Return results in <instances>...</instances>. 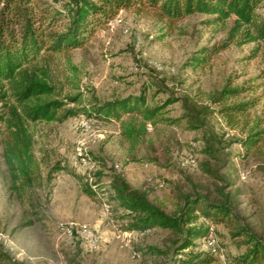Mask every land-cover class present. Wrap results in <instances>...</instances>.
I'll list each match as a JSON object with an SVG mask.
<instances>
[{"label": "rangeland", "instance_id": "1", "mask_svg": "<svg viewBox=\"0 0 264 264\" xmlns=\"http://www.w3.org/2000/svg\"><path fill=\"white\" fill-rule=\"evenodd\" d=\"M39 1L60 8L64 0ZM211 18L196 14L169 24L152 13L119 11L83 49L70 53L83 104L138 95L148 86L149 96L157 92L153 103L177 100L166 108V116L180 118V126L148 125L132 151L115 122L80 115L62 123L30 124L33 153L41 167V181L33 191L37 211L17 201L8 189L1 146L4 135H0V250L10 261L177 264V244L168 231H126L129 220L116 219L126 212L106 198L118 180L130 194L144 197L166 213L171 211L167 196L190 194L222 202L220 194L227 195L242 223L264 240V142L261 154L245 156L237 143L240 134L224 124L209 99L227 84L259 83L251 80L264 73V40L240 45L238 39L228 41L232 19L220 24ZM225 43L227 47L205 66L188 65L201 48ZM49 67L59 99L77 93L65 79L71 72L63 58ZM254 95L264 101L263 88ZM244 98L250 95L238 100ZM188 120L198 127L189 129ZM77 148H82L85 162L77 157ZM56 163L82 183L93 182L100 172L102 197L84 195L80 183L65 171L48 183L46 174ZM83 225L97 231V250H89L77 237L76 230ZM212 229L217 256L213 264L228 263L245 251L243 239L233 237L226 227Z\"/></svg>", "mask_w": 264, "mask_h": 264}, {"label": "trees", "instance_id": "2", "mask_svg": "<svg viewBox=\"0 0 264 264\" xmlns=\"http://www.w3.org/2000/svg\"><path fill=\"white\" fill-rule=\"evenodd\" d=\"M119 11L152 13L169 24L196 14L210 16V21L220 24L232 19L228 41L235 38L240 45L264 40V0H64L60 8L39 0H0L2 159L10 193L20 203H27L32 211L39 208L33 191L41 181V167L33 153L30 124L62 123L80 115L115 122L119 125L120 136L132 151L137 150L148 125L180 126V118L166 116V108L177 100L169 98L153 103L157 92L149 96L148 86L138 95L83 104L70 53L83 49L95 32L105 27ZM226 47V43L203 47L188 65L194 69L205 66ZM57 58L65 60L71 72L65 79L77 92L65 96L64 100L59 99L58 89L50 76V63ZM257 77L251 81L259 83L227 84L209 96L211 104L218 107L217 114L224 124L240 134L237 143L245 156L261 154L264 142V101L254 95L264 89V73ZM246 95L250 98L238 100ZM71 103L77 107L68 108ZM188 125L192 130L198 127L193 120H188ZM131 161L136 160L131 158ZM61 171L80 183L84 195L102 197L100 172L93 176V182L82 183L79 176L56 163L47 172L46 181L49 183ZM111 189L113 192L106 201L126 212L116 218L129 220L124 229L168 231L177 244L175 256L180 257L177 264L215 263L216 252L203 250L201 242L217 225L226 227L233 237L242 238L246 246L242 254L231 257L224 264H264V240L242 223L227 195L220 194L222 202L190 194L167 196L165 201L171 211L166 213L144 197L130 194L122 180L112 184ZM0 264L18 263L10 261L0 250Z\"/></svg>", "mask_w": 264, "mask_h": 264}, {"label": "built area", "instance_id": "3", "mask_svg": "<svg viewBox=\"0 0 264 264\" xmlns=\"http://www.w3.org/2000/svg\"><path fill=\"white\" fill-rule=\"evenodd\" d=\"M85 128H87V126ZM76 155L80 160L85 162L82 148H77ZM76 234L89 250H97L99 248L98 234L93 228H89L85 225L80 226V228H77ZM201 248L203 250H211L215 252V238L212 228L210 229L209 235L201 242Z\"/></svg>", "mask_w": 264, "mask_h": 264}]
</instances>
